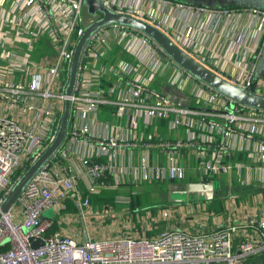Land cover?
<instances>
[{
    "label": "built area",
    "instance_id": "built-area-1",
    "mask_svg": "<svg viewBox=\"0 0 264 264\" xmlns=\"http://www.w3.org/2000/svg\"><path fill=\"white\" fill-rule=\"evenodd\" d=\"M99 1L111 11L149 21L223 79L264 95L256 75L264 9ZM84 4L0 0V210L56 139L70 102L62 145L2 212L0 264H250L264 253V220L255 229L247 220L234 219L214 228L172 227L150 235L159 222L170 219L167 210L127 207L119 212L115 204L131 202L130 195L119 194L102 213L95 211L92 196L144 182L218 180L227 187L240 183L243 190H252L249 197L258 196L256 190H264V110L236 103L178 65L147 35L118 23L99 27L87 40L69 95L75 50L85 32ZM177 9L197 18L207 15L208 21L195 29L199 21L166 20L165 12ZM242 27L257 35L247 48H241ZM117 46L132 61L111 57ZM161 63L171 74L163 89L136 78L139 66L160 72ZM68 199L75 214L66 211ZM228 204L232 214L242 210ZM47 211L54 215L43 216ZM67 213L71 216L65 222ZM118 213L132 215L133 221L123 222L129 231L100 233L98 219L112 222ZM55 222L61 228L51 231ZM136 222H141L140 233H135ZM241 232L250 236L241 238Z\"/></svg>",
    "mask_w": 264,
    "mask_h": 264
},
{
    "label": "water",
    "instance_id": "water-1",
    "mask_svg": "<svg viewBox=\"0 0 264 264\" xmlns=\"http://www.w3.org/2000/svg\"><path fill=\"white\" fill-rule=\"evenodd\" d=\"M172 2L181 3H195L198 5H204L205 7L212 8L216 6L224 5H239L246 7H254L264 9V0H168ZM98 13L94 15V13ZM83 23L85 26V32L81 37L73 58L72 69L70 74V82L67 88V93H72L76 73L78 69L79 60L83 47L87 40L93 34V32L101 26L108 24H122L136 29L147 35L154 42H156L166 53L173 59L178 65L190 72L197 79L207 83L215 90L231 98L236 103L251 106L257 109L264 110V95L259 93L250 92L242 89L229 81L223 79L204 65L194 59L189 53L181 49L173 39L162 29L156 27L149 21L138 18L132 15L119 14L103 7L99 0H85L83 6ZM264 68V53L261 55L259 69ZM258 69V70H259ZM264 83V77H261ZM70 113V102L66 101L63 117L61 120L60 128L54 142L44 151L40 158L30 166L18 181L13 190L6 197L0 210V218L2 212L9 210L12 204L16 201L22 191L32 178L39 172V170L49 161V159L55 154V152L62 145L67 123ZM215 183H202V182H189L185 184L171 183L168 185L167 197L168 201L172 203H184L192 201H211L215 196ZM174 194H178V197H174ZM49 212V211H47ZM47 212L43 214L46 217ZM48 216V215H47ZM251 221V219H250ZM87 237H84L86 240ZM36 239L30 240L33 247H37L39 244H35ZM40 243H43L40 241Z\"/></svg>",
    "mask_w": 264,
    "mask_h": 264
},
{
    "label": "rangeland",
    "instance_id": "rangeland-1",
    "mask_svg": "<svg viewBox=\"0 0 264 264\" xmlns=\"http://www.w3.org/2000/svg\"><path fill=\"white\" fill-rule=\"evenodd\" d=\"M181 3V2H180ZM201 7V6H200ZM217 7V6H216ZM220 6H218V8H215L214 10H218L221 9L223 10L224 8H219ZM208 8V7H207ZM249 7L246 6H235L234 8H225L224 10H229V11H233V12H239L240 10H244V9H248ZM160 13V12H159ZM151 16H153L151 14ZM154 16H156L154 14ZM163 16V15H162ZM197 17V16H196ZM165 19L161 20V22H164ZM166 22V21H165ZM202 23V21H201ZM166 28L169 29L171 32L173 31V29L171 27H169L168 25H166ZM244 47L243 45H241V48ZM117 48H120L119 50H117V55L121 56L122 54H127V56H125V59H128L129 61H132V58L130 57V55L124 50V48L122 46H117ZM114 52H111L110 56L112 57ZM158 68L160 69V72L158 70H152L150 68H146V67H141L139 66L138 68V72L136 73V78H138V80H142L144 82L149 83L151 86L154 85V83H159L160 84V88H162L163 86L165 87L167 84V81L169 80L171 74L170 71L168 69V67H166L165 64H159ZM168 137H171L170 135H168ZM185 182H189V181H184L182 182V184H185ZM167 184H171V183H167ZM222 184L221 182H219L218 180L215 181V195L217 196H221L220 198H223V201L225 203V201L227 200L225 197L231 196V194L228 191H225V189L222 188ZM164 185V184H163ZM180 185V184H179ZM159 186V185H157ZM150 190V189H149ZM143 191L142 197L143 199L148 203L152 204L153 202H155V205L152 206H144L143 208H140L142 210H167L170 214L171 217L168 221H163V222H159L158 226H160L161 228L159 229L160 231H164L166 229L171 228L172 226H168L170 224H174V222H177L180 218H182V214H186V217H183L181 223H182V227L181 228H191V229H200L202 228L201 226L204 224L205 225H209V220H213L214 217L212 218V216L209 215H200L206 213L204 211V204L205 201L201 200V201H192V202H184V203H172L170 201L167 202V191H168V187L164 186V188H160L159 187V194L155 193V187L150 190V191ZM158 190V189H157ZM237 189H232V195L236 194L235 192H237ZM243 189L241 188L239 190V192L242 193ZM175 198L178 197V194H174L173 195ZM225 196V197H224ZM216 198V197H215ZM249 202H251L249 200ZM178 205V206H177ZM183 205V206H181ZM252 205V203H251ZM95 208L96 212L102 213V209H99L98 207H96L95 205H93ZM191 206L195 207V210L193 212H190L189 209L191 208ZM129 208V205L126 203H118L114 205L115 210L122 212L125 210V208ZM71 212V214H75L77 211L75 210H71L69 211ZM199 214V215H195V214ZM119 216L117 215L115 218H112V222L109 221H105V218H99L98 221L99 226L103 229L99 230L100 233L106 234V235H110V236H117L119 234H121V226L120 223L121 222H127L130 219L132 220V215L131 214H124L123 216H120V213H118ZM47 215L49 217H52L54 215L53 211H49L47 212ZM46 215V216H47ZM71 216L70 213H67L65 216H63V218L65 217V222L67 221L68 217ZM103 219H104V223H103ZM193 219V220H192ZM181 220V219H180ZM192 220V221H191ZM114 221V223H113ZM133 221V220H132ZM74 223V222H73ZM141 223V222H136ZM162 224V226H161ZM75 226V225H72ZM168 226V227H166ZM211 228L217 227V225L214 222H211V224L209 225ZM213 226V227H212ZM98 231V232H99ZM102 231V232H101ZM99 233V235H101Z\"/></svg>",
    "mask_w": 264,
    "mask_h": 264
},
{
    "label": "crops",
    "instance_id": "crops-1",
    "mask_svg": "<svg viewBox=\"0 0 264 264\" xmlns=\"http://www.w3.org/2000/svg\"><path fill=\"white\" fill-rule=\"evenodd\" d=\"M166 13V20L168 19V21L174 22L175 20L179 22V24L181 23V21L188 19L191 21H195L198 22L197 25L195 26V29H197L198 27H200L201 21L202 23H206L208 21V16L207 15H199L198 18L196 17L197 14L196 13H189L187 10L185 9H177L175 11L172 12H165ZM161 17H163L162 15H160ZM197 18V19H196ZM209 25H212L209 24ZM241 34H242V45L244 46V48H247L249 46H251L252 44H254L257 41V35L256 32L253 28H250L249 30L246 29V27H242L241 29ZM264 53V46L262 49V54ZM261 54V55H262ZM261 58V56H260ZM260 58L257 62V71H256V75L258 76L257 78L261 79V77H264V68L262 70L259 69V64H260ZM259 69V70H258ZM260 82L262 80H259ZM263 83V82H262ZM264 84V83H263ZM240 183H235L232 187V185H229V187L226 186L225 183L222 184V188L225 189V191H228L231 194V198L230 196H224L227 200L223 201V205L225 208V212L224 213H216L214 211H210L207 209L206 204H204V211L206 213L203 212V214H200L202 216L204 215H209L212 216V218L214 217L213 220H209V223L211 224V222H214L217 226L218 225H227L228 223H230L232 220L236 219V220H247V222H249L252 226L253 229H255L254 227H256V223L260 220H264V190L263 188H258L256 190L257 195L255 197H249L252 194V190H250L249 188H246V190H243L242 193L239 192V190L242 188L240 185ZM232 189H237L238 191L235 192L236 194L232 195ZM216 194V193H215ZM236 195H240V197H236ZM216 196V195H215ZM234 196V197H233ZM235 198V199H234ZM223 200V198H222ZM249 200L251 202H249ZM230 201H232V203L237 204L238 206L241 207V211L239 210H235V213L232 214V211H230L228 209V203H230ZM252 203V205H251ZM183 206V205H181ZM195 210V207L191 206V208L189 209L190 212H193ZM186 215L185 213L182 214ZM195 215H199V214H195ZM181 219V220H180ZM177 222H174V224H170L168 226H172V227H182V219L180 218ZM251 219V221H250ZM193 220V219H192ZM191 220V221H192ZM209 224V225H210ZM205 225V224H204ZM208 225V227H210ZM121 229L123 232H127L128 230V225L124 227V223L121 222L120 223ZM122 226L124 228H122ZM162 226V224H161ZM166 226V227H168ZM203 226V225H202ZM201 226V227H202ZM140 227L141 225L138 223L136 224V232L135 233H140ZM171 227V228H172ZM213 227V226H212ZM219 227V226H218ZM161 227H157V230L151 234H157L160 230ZM186 228V227H185ZM211 228V227H210ZM189 229V228H188ZM242 235L241 238H245L247 236H250V233L248 232H241Z\"/></svg>",
    "mask_w": 264,
    "mask_h": 264
},
{
    "label": "trees",
    "instance_id": "trees-1",
    "mask_svg": "<svg viewBox=\"0 0 264 264\" xmlns=\"http://www.w3.org/2000/svg\"><path fill=\"white\" fill-rule=\"evenodd\" d=\"M185 4H192L194 6L205 7L204 5H198V4L190 3V2L185 3ZM234 7L235 6H233V5H225V6H222L219 8H224V9L229 8L230 9V8H234ZM212 8H218V6L212 7ZM112 56L114 57V59L117 60L119 57L124 58L125 56H127V54L124 53L121 56H119V55H117V50H116ZM152 87L157 88V89H163L164 88V86L162 88H160V84L158 82L154 83V85ZM167 183H171V182H144V183H140V184H127L126 186H122V187L115 188V189H106V190L102 191L99 195L92 196L91 201H92L93 205H95L99 209H102L108 205L114 204L117 195H119V194L130 195L131 196V202L129 204V208L131 210H136V209L143 208L144 206L155 205V202H153L152 204H150V203L147 204V202L142 197L143 191L145 193V191H148L149 189L152 190L155 187V189H156L155 193L157 196V193L159 194V192H160L159 187L162 189L164 188V186L168 187L169 184H167ZM173 183L182 184L181 181L173 182ZM157 185H159V186H157ZM220 197L221 196L217 195V196H214L213 200L205 201L207 209L210 211H214L216 213H224L225 208L223 205V200ZM166 200L168 202V197ZM67 204H68L67 205L68 208L66 211L75 210L71 199L67 200ZM60 228H61V226L58 224V222H55L51 231H56ZM238 241L239 240H236V243ZM249 263L250 264H264V253H261L257 257L253 258Z\"/></svg>",
    "mask_w": 264,
    "mask_h": 264
},
{
    "label": "flooded vegetation",
    "instance_id": "flooded-vegetation-1",
    "mask_svg": "<svg viewBox=\"0 0 264 264\" xmlns=\"http://www.w3.org/2000/svg\"><path fill=\"white\" fill-rule=\"evenodd\" d=\"M229 5V4H228ZM225 6V5H224ZM236 6H239V5H236Z\"/></svg>",
    "mask_w": 264,
    "mask_h": 264
}]
</instances>
